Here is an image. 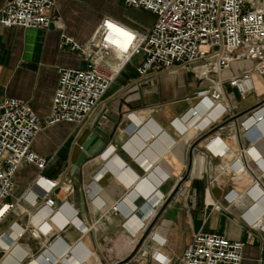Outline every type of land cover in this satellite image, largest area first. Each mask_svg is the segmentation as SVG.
I'll return each mask as SVG.
<instances>
[{
  "label": "crops",
  "instance_id": "obj_1",
  "mask_svg": "<svg viewBox=\"0 0 264 264\" xmlns=\"http://www.w3.org/2000/svg\"><path fill=\"white\" fill-rule=\"evenodd\" d=\"M8 1L0 0V10ZM85 1L113 12L110 17L140 31L153 21L147 12L127 7L122 0V7L110 0L111 10L100 0ZM54 14L57 22L46 29L0 25V101L21 99L41 120L51 113L57 67L86 65L76 52L59 48L60 34L84 43L102 18L77 0H57ZM134 64L123 69L84 122L43 127L33 141V151L48 162L42 174L62 185L53 191V198L70 207L69 212L61 210L59 222L75 218L82 224L77 229L69 221L64 229H57L61 242L52 252L69 246L73 249L69 264H177L193 235L204 230L243 242L242 264H264V213L252 224L245 217L250 208L263 212L264 198L247 193L249 174L238 175L231 169L239 144L247 147L248 139L241 133L236 138L224 129L220 138L229 151L214 155L207 148L213 131L197 135L192 129L180 132L172 125L173 119L196 103L193 74L176 68L153 69L138 84ZM224 89L229 100V94L236 93L228 85ZM231 102L238 104V111L248 109ZM98 119L110 134L105 157L87 159L71 175L81 144ZM258 152L264 156V138L255 155ZM37 173L34 165L21 166L10 199L24 194ZM156 190L155 197L161 200L151 205ZM230 190L238 195L232 202L224 197ZM116 204L120 206L117 211L113 210ZM26 219L11 215L0 222L3 247L12 243L8 234L13 221L24 224ZM39 245L25 233L11 251L0 248V264H18L22 254L36 253Z\"/></svg>",
  "mask_w": 264,
  "mask_h": 264
},
{
  "label": "built area",
  "instance_id": "obj_2",
  "mask_svg": "<svg viewBox=\"0 0 264 264\" xmlns=\"http://www.w3.org/2000/svg\"><path fill=\"white\" fill-rule=\"evenodd\" d=\"M122 2L151 15L150 27L140 31L105 17L97 26L96 37L89 42L81 43L61 33L59 48L76 52L86 65L57 67L58 82L49 117L39 119L21 99L0 101V222L11 215L27 218L24 224L13 221L8 234L12 243L9 248L0 244V248L11 251L25 233L40 243L36 253L22 254L18 264H69L73 249L67 246L57 254L51 250L61 242L56 230L64 229L69 221L77 229L82 226L75 218L59 222L61 210L66 208L69 212L70 207L65 201L57 204L53 198V191L62 185L42 174L48 162L33 151L34 139L43 127L59 122H84L123 69L139 55L134 64L138 84L145 82L153 69L176 68L193 74L197 79L193 93L196 103L173 119L172 125L180 132L192 129L197 135L213 131L207 148L219 156L229 151L221 142L222 130L228 129L236 138L240 133L244 135L249 145L239 144L231 169L238 175L249 174L251 184L247 193L256 194L258 200L264 198V156L261 152L254 153L264 138V94L255 105L238 111V104L228 99L224 89L228 85L245 98L254 92L255 80L264 79V0ZM56 3L57 0H10L0 10V25L46 29L57 22ZM242 62L248 65L233 71V65ZM25 164L34 165L38 173L29 189L11 200L14 176ZM67 190H71L70 185ZM157 193L153 192L151 205L160 202L155 197ZM224 197L232 202L238 195L230 190ZM119 208V204L113 206L115 211ZM263 213L250 208L245 217L252 224ZM244 246L241 241L200 230L193 235L177 264H242Z\"/></svg>",
  "mask_w": 264,
  "mask_h": 264
},
{
  "label": "rangeland",
  "instance_id": "obj_3",
  "mask_svg": "<svg viewBox=\"0 0 264 264\" xmlns=\"http://www.w3.org/2000/svg\"><path fill=\"white\" fill-rule=\"evenodd\" d=\"M77 1L79 3H81V4H83V5L91 8L92 10L100 13L102 15V18L100 19V21L103 18H105V17H110V15L113 13V12L112 13L111 12H108L107 13L104 10H102L100 7L95 6V5H92V4H89L85 0H77ZM100 1H102L104 3V5L106 6L107 10H111V9L114 8V4L112 5V3H111L110 0H104V1L103 0H100ZM93 2H95V1H93ZM120 6L122 7V3L120 2V0H117L116 7H120ZM85 21H87V19H83V22H85ZM95 30H94V32H95ZM92 34H91V36H92ZM139 59H140V55L139 56H136L135 58H133V61L129 65L134 64ZM247 65H248L247 62H242V63L234 64L233 65V68H234L233 71L237 70L241 66H247ZM191 81H192V79H191ZM263 94H264V83H263V81L261 79L258 78V79L255 80V90H254V92H252L251 94L247 95L245 98H242L238 94L231 92L229 94V98H230L231 101H237V102H239V109L243 110L245 108H249V107L255 105L259 101V99L263 96Z\"/></svg>",
  "mask_w": 264,
  "mask_h": 264
},
{
  "label": "water",
  "instance_id": "obj_4",
  "mask_svg": "<svg viewBox=\"0 0 264 264\" xmlns=\"http://www.w3.org/2000/svg\"><path fill=\"white\" fill-rule=\"evenodd\" d=\"M110 134L100 127L99 119L94 123L93 131L88 134L81 144V151L71 166L70 174L75 171L89 158L102 156L105 157L106 143ZM83 202V199H82ZM83 207V204H82Z\"/></svg>",
  "mask_w": 264,
  "mask_h": 264
},
{
  "label": "bare ground",
  "instance_id": "obj_5",
  "mask_svg": "<svg viewBox=\"0 0 264 264\" xmlns=\"http://www.w3.org/2000/svg\"><path fill=\"white\" fill-rule=\"evenodd\" d=\"M96 30H97V28H96ZM96 30H95V31H96ZM95 37H96V32H94L93 35H92L87 41L89 42V40H91V39L93 40V38H95ZM87 41H86V42H87ZM76 223L79 224V221L76 220ZM31 263H36V262H31ZM31 263H30V264H31Z\"/></svg>",
  "mask_w": 264,
  "mask_h": 264
}]
</instances>
